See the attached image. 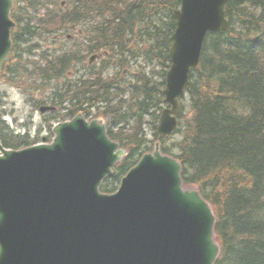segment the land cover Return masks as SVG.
<instances>
[{"label":"trees","instance_id":"obj_1","mask_svg":"<svg viewBox=\"0 0 264 264\" xmlns=\"http://www.w3.org/2000/svg\"><path fill=\"white\" fill-rule=\"evenodd\" d=\"M61 1L14 0L13 57L20 56L23 43L49 39L41 28L48 34L54 28L56 34V29L81 23L87 40L72 41V47L61 52L54 50V65L50 60L47 70L41 67L46 79L53 76V66L54 75L62 71L70 57L83 60L101 50L116 55L122 64L140 58L161 66L153 83L140 66L144 72L138 85L122 94L111 92L110 84L100 77L89 84L88 98L82 91L74 92L71 116L84 109L85 102H103L101 113L118 127L108 130V135L121 146H133L100 186L112 192L149 149L142 124L150 121L154 129L162 108V86L176 27L174 11L180 0H65L64 7ZM226 12L229 28L208 35L199 65L190 72L188 114L181 111L177 129L182 136L171 145L164 144L166 138L160 140L163 151L182 163L184 184H194L214 210L220 245L215 264H264V0H228ZM36 47L27 46L25 52L33 53ZM89 110L85 108L86 115ZM1 113L3 145L28 144L26 138L9 131Z\"/></svg>","mask_w":264,"mask_h":264},{"label":"water","instance_id":"obj_2","mask_svg":"<svg viewBox=\"0 0 264 264\" xmlns=\"http://www.w3.org/2000/svg\"><path fill=\"white\" fill-rule=\"evenodd\" d=\"M227 0H182L170 49L158 132L177 125V97L208 31L228 26ZM12 0H0V68L10 47ZM51 143L19 150L0 143V264H213L214 215L195 188L183 189L177 160L158 142L113 194L102 179L125 150L99 119L81 113L53 127Z\"/></svg>","mask_w":264,"mask_h":264},{"label":"rangeland","instance_id":"obj_3","mask_svg":"<svg viewBox=\"0 0 264 264\" xmlns=\"http://www.w3.org/2000/svg\"><path fill=\"white\" fill-rule=\"evenodd\" d=\"M40 43H41L40 45L44 48L52 45V42L50 41V39L45 40V41H41ZM86 61H87V57H86ZM139 62H142V60L139 59L137 61H133V60L128 61L127 63L120 65L116 68L111 66V68L106 69L103 72V77L100 76V79L111 80L113 75H109V73H115L116 72V74L118 75V74H121L124 70H126L127 72H130L133 70L137 71V69H138L137 64ZM99 63H100V61L95 62L93 65L94 67L91 68L89 72H92L95 69V65L97 66V64H99ZM80 65H82V64H80ZM83 65H85V64H83ZM86 67H88V66H86ZM154 67H155V69L154 68L149 69L148 66H145V70L152 73V75H150V76L153 78V80H158L157 73H159L161 66L154 64ZM77 68L82 70L84 67L77 66ZM73 71L74 72L76 71L75 68H73ZM139 71H140V65H139ZM68 74L72 75V73H70V72ZM62 81L63 80H61L59 82L62 83ZM0 99L3 101V106H4L5 110L8 112V114H6L5 119H6L8 125L10 127H13L15 129L18 128L20 131H22L23 127H21V125L26 123L27 121H29L30 117H27V113H30V112H32L34 114L33 120L36 123L34 125V122H33V125H31L32 126L31 129L36 127V125H38V123L40 122V117L37 115V110H33L31 105H25L23 93L21 91H19L17 88H15L11 85L6 86L3 83H0ZM181 103H182V99H181ZM183 103L188 105L187 99L183 100ZM186 113H187V107L184 110L185 115H186ZM15 118H17V119L15 120ZM42 132H44V129H42ZM150 132H151V130L148 129V135L150 134ZM178 137H179L178 134H174L171 137V140L172 141L177 140Z\"/></svg>","mask_w":264,"mask_h":264},{"label":"bare ground","instance_id":"obj_4","mask_svg":"<svg viewBox=\"0 0 264 264\" xmlns=\"http://www.w3.org/2000/svg\"><path fill=\"white\" fill-rule=\"evenodd\" d=\"M51 30V34L44 32L41 28L40 31L45 33L46 37L50 39L53 46H57L63 42L77 41L78 43L84 42L87 40V33L84 26L82 27L81 23H72L68 28L56 29V34H54V28Z\"/></svg>","mask_w":264,"mask_h":264},{"label":"flooded vegetation","instance_id":"obj_5","mask_svg":"<svg viewBox=\"0 0 264 264\" xmlns=\"http://www.w3.org/2000/svg\"><path fill=\"white\" fill-rule=\"evenodd\" d=\"M115 64H116V61L114 60L113 61V66H115ZM109 68H111V65L109 66ZM116 68V67H115ZM114 71V70H113ZM115 72V71H114ZM70 73H72V72H70ZM116 73V72H115ZM112 73H110L109 75H111ZM133 74H135L134 72H133ZM129 74H127V71L126 70H124L118 77L120 78V79H126V77L128 76ZM117 80H119L118 78H116V81ZM70 82H72V79H70ZM127 84H128V82H127ZM58 107L57 106H55L54 105V108L53 109H51V110H46L44 113H41L40 114V117H42V115L43 114H45L46 112H48V111H52V110H56Z\"/></svg>","mask_w":264,"mask_h":264}]
</instances>
